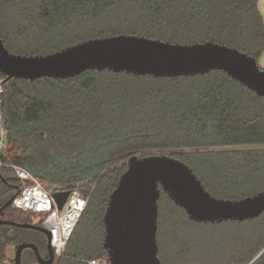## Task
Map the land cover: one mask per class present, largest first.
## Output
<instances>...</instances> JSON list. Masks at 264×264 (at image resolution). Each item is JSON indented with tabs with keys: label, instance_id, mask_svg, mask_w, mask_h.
<instances>
[{
	"label": "trees",
	"instance_id": "1",
	"mask_svg": "<svg viewBox=\"0 0 264 264\" xmlns=\"http://www.w3.org/2000/svg\"><path fill=\"white\" fill-rule=\"evenodd\" d=\"M120 34L174 44L211 41L237 48L258 64L264 52L258 0H0V37L14 54L46 55ZM2 86L9 134L4 161L46 187L78 189L87 198L57 264L108 257L104 214L131 156L176 157L217 198L264 191V98L221 70L164 78L87 70L67 79L12 78ZM16 182L20 188L26 184L10 169L0 170V207L15 196ZM0 216L21 224L40 218L12 204ZM194 226L222 235L221 264H264V212L245 221L198 223L163 191L157 233L162 264L176 259L177 249L183 260L204 262L202 252L214 242L199 255L182 247ZM40 237L21 225H0V264L13 262L8 246ZM21 259L35 260L27 249Z\"/></svg>",
	"mask_w": 264,
	"mask_h": 264
},
{
	"label": "water",
	"instance_id": "2",
	"mask_svg": "<svg viewBox=\"0 0 264 264\" xmlns=\"http://www.w3.org/2000/svg\"><path fill=\"white\" fill-rule=\"evenodd\" d=\"M87 70H110L156 78L194 76L221 70L249 90L264 98V69L255 57L237 48L215 42L174 44L144 36L120 34L89 39L46 55L11 53L0 37V75L2 83L12 78L36 80L43 77L67 79ZM1 83V84H2ZM165 192L188 218L198 223H222L254 219L264 212V191L232 200L213 196L193 169L166 153L137 155L110 195L104 214L105 238L110 264H162L157 240L159 199ZM70 190L52 194L62 210ZM10 198L2 207L12 204ZM21 225L42 231L31 223H16L0 216V225ZM37 246L23 242L16 248L13 261L22 263V251ZM53 256L44 262L52 264Z\"/></svg>",
	"mask_w": 264,
	"mask_h": 264
},
{
	"label": "built area",
	"instance_id": "3",
	"mask_svg": "<svg viewBox=\"0 0 264 264\" xmlns=\"http://www.w3.org/2000/svg\"><path fill=\"white\" fill-rule=\"evenodd\" d=\"M4 88L0 84V170L8 168L12 176L26 183L16 190L12 205L21 210L32 212L40 218L35 223L48 229L50 245L57 255L66 250L72 234L77 227L87 205V198L78 190H70V194L62 210H59L52 194L59 191L35 178L23 168L4 161V155L9 145V134L4 117ZM10 264H15L14 261ZM88 264H110L109 258H94Z\"/></svg>",
	"mask_w": 264,
	"mask_h": 264
},
{
	"label": "rangeland",
	"instance_id": "4",
	"mask_svg": "<svg viewBox=\"0 0 264 264\" xmlns=\"http://www.w3.org/2000/svg\"><path fill=\"white\" fill-rule=\"evenodd\" d=\"M264 53V52H263ZM259 66L264 69V63L259 62ZM0 84H1V78H0ZM253 229V227L251 228ZM213 231V229L205 228L200 229L199 227H189L188 232L186 235H183V246H187L193 253H197L198 255L201 253L200 248L205 244H211L210 242H214V246L206 247L204 251L202 252L204 255L203 260L204 262L202 264H221L219 259H222L225 255H221L222 252L226 254V251L224 248H219V241H222V235L220 233H216ZM214 234V235H213ZM168 245L171 246V242L165 239V246ZM223 245V244H222ZM181 247V248H182ZM223 247V246H222ZM17 245L11 244L7 247L6 255L10 259H13L15 256ZM180 249H177V254H179ZM164 253V251H163ZM165 254V253H164ZM175 253V257L171 262L169 261L168 264H200L196 263L193 259L187 258L184 259L180 258L179 255Z\"/></svg>",
	"mask_w": 264,
	"mask_h": 264
},
{
	"label": "flooded vegetation",
	"instance_id": "5",
	"mask_svg": "<svg viewBox=\"0 0 264 264\" xmlns=\"http://www.w3.org/2000/svg\"><path fill=\"white\" fill-rule=\"evenodd\" d=\"M13 186H16L17 189L20 188L19 185L17 184V182L13 183ZM31 224L37 225L35 223V221H33V223H31ZM37 226H39V225H37ZM29 229L43 233L42 231L35 229V228H29ZM43 235H44V237L37 238L35 241L30 242V243H33L37 246L38 254L40 255V259L38 258L37 253L32 248H26L27 250H31L33 255H34L35 260H33L32 264H45L44 262L48 261L51 258V256H53L52 264H57L58 259L61 255L59 256L54 252L53 248L51 247V245L48 242L47 236L44 233H43Z\"/></svg>",
	"mask_w": 264,
	"mask_h": 264
},
{
	"label": "crops",
	"instance_id": "6",
	"mask_svg": "<svg viewBox=\"0 0 264 264\" xmlns=\"http://www.w3.org/2000/svg\"><path fill=\"white\" fill-rule=\"evenodd\" d=\"M258 6H259V9H260L261 13L263 14V18H264V0H258ZM259 62L264 63V53L261 55Z\"/></svg>",
	"mask_w": 264,
	"mask_h": 264
}]
</instances>
